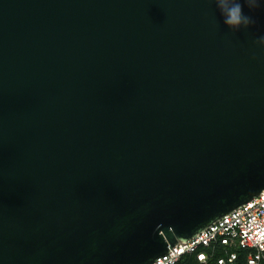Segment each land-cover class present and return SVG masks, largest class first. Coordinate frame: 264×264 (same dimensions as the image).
<instances>
[{
    "label": "water",
    "instance_id": "obj_1",
    "mask_svg": "<svg viewBox=\"0 0 264 264\" xmlns=\"http://www.w3.org/2000/svg\"><path fill=\"white\" fill-rule=\"evenodd\" d=\"M243 11L0 0V264H151L264 191V0Z\"/></svg>",
    "mask_w": 264,
    "mask_h": 264
},
{
    "label": "built area",
    "instance_id": "obj_2",
    "mask_svg": "<svg viewBox=\"0 0 264 264\" xmlns=\"http://www.w3.org/2000/svg\"><path fill=\"white\" fill-rule=\"evenodd\" d=\"M171 248L151 264H264V191Z\"/></svg>",
    "mask_w": 264,
    "mask_h": 264
},
{
    "label": "clouds",
    "instance_id": "obj_3",
    "mask_svg": "<svg viewBox=\"0 0 264 264\" xmlns=\"http://www.w3.org/2000/svg\"><path fill=\"white\" fill-rule=\"evenodd\" d=\"M214 2L223 17L224 24L233 31L247 29L255 24V20L244 13L243 5L254 10L261 7L262 4V0H243V4L240 0H214ZM256 43L264 47V36L259 37Z\"/></svg>",
    "mask_w": 264,
    "mask_h": 264
},
{
    "label": "trees",
    "instance_id": "obj_4",
    "mask_svg": "<svg viewBox=\"0 0 264 264\" xmlns=\"http://www.w3.org/2000/svg\"><path fill=\"white\" fill-rule=\"evenodd\" d=\"M179 264H199V263L196 262V261H194L193 259H189L188 262L182 261V262H180ZM206 264H213V263L208 262V263H206Z\"/></svg>",
    "mask_w": 264,
    "mask_h": 264
}]
</instances>
